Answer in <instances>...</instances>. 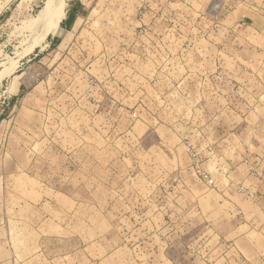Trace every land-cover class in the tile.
Instances as JSON below:
<instances>
[{
  "label": "rangeland",
  "instance_id": "obj_1",
  "mask_svg": "<svg viewBox=\"0 0 264 264\" xmlns=\"http://www.w3.org/2000/svg\"><path fill=\"white\" fill-rule=\"evenodd\" d=\"M46 1L0 0L1 257L256 264L227 177L264 141V0H65L47 34Z\"/></svg>",
  "mask_w": 264,
  "mask_h": 264
},
{
  "label": "crops",
  "instance_id": "obj_2",
  "mask_svg": "<svg viewBox=\"0 0 264 264\" xmlns=\"http://www.w3.org/2000/svg\"><path fill=\"white\" fill-rule=\"evenodd\" d=\"M77 15H70L69 10L63 21L61 22L60 28L62 30H69L75 24V19ZM23 88L19 86L17 90ZM21 91V90H20ZM23 91V90H22ZM17 93H15L16 98ZM264 140V136H263ZM255 157H251V160L240 162L239 166H230V173L228 180L230 181L227 189L240 200V208L242 211L243 219L241 223H238V227L249 225L250 231L254 228L262 236L261 240L257 242L259 246V253L255 256L256 264H264V141L263 143H256ZM251 163H247V162ZM233 174V175H232ZM11 177H0V181L3 182ZM239 190V192H237ZM224 190V195L225 194ZM251 226V227H250ZM247 229V230H248ZM3 233V235H2ZM244 235V234H243ZM11 220L9 218V209L7 207L0 206V246H10L11 245ZM0 253V264H8L11 259L9 257H1ZM30 255L29 257H33ZM224 258V257H223ZM14 259V258H13ZM12 259V260H13ZM30 259V260H31ZM227 258H224L226 260ZM235 264H254L253 260H250L246 255H240L235 259Z\"/></svg>",
  "mask_w": 264,
  "mask_h": 264
},
{
  "label": "bare ground",
  "instance_id": "obj_3",
  "mask_svg": "<svg viewBox=\"0 0 264 264\" xmlns=\"http://www.w3.org/2000/svg\"><path fill=\"white\" fill-rule=\"evenodd\" d=\"M46 3V6L31 18L29 25L42 27L47 34L56 32L59 29L61 22L66 16V2L65 0H47ZM4 72L3 70L0 71V78Z\"/></svg>",
  "mask_w": 264,
  "mask_h": 264
},
{
  "label": "built area",
  "instance_id": "obj_4",
  "mask_svg": "<svg viewBox=\"0 0 264 264\" xmlns=\"http://www.w3.org/2000/svg\"><path fill=\"white\" fill-rule=\"evenodd\" d=\"M203 177L201 179L205 181L208 185H213L214 184V179L212 177H209L207 174H202Z\"/></svg>",
  "mask_w": 264,
  "mask_h": 264
}]
</instances>
